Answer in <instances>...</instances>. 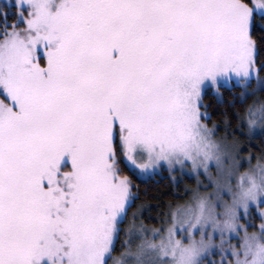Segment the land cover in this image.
Masks as SVG:
<instances>
[{
	"label": "snow or ice",
	"instance_id": "obj_1",
	"mask_svg": "<svg viewBox=\"0 0 264 264\" xmlns=\"http://www.w3.org/2000/svg\"><path fill=\"white\" fill-rule=\"evenodd\" d=\"M9 15L5 2L0 264H264V143L233 162L257 160L229 171L238 191L213 180L226 157L204 103L224 82L239 83L241 102L264 91V0H12ZM245 124L264 133V97ZM158 168L208 184L186 191L166 229L136 225L133 212L115 255L138 198L125 169Z\"/></svg>",
	"mask_w": 264,
	"mask_h": 264
},
{
	"label": "trees",
	"instance_id": "obj_2",
	"mask_svg": "<svg viewBox=\"0 0 264 264\" xmlns=\"http://www.w3.org/2000/svg\"><path fill=\"white\" fill-rule=\"evenodd\" d=\"M9 19H15L14 16L9 15ZM254 35L259 38L264 35V31L261 30V24L257 22ZM221 94L206 93L204 96V103L208 105L206 109L210 113V119L207 120L209 125H218V131L223 133L226 129L236 132V136L241 142L244 143L243 150L246 153L255 152L257 155L260 153V147L264 143V133L256 135L252 138H248L245 134L240 133L241 116L246 112L248 105L252 101V96L249 95L247 100L241 102L240 93L243 88L239 85H235L232 88L221 87ZM261 96L264 97V91H261ZM255 101V100H253ZM252 101V102H253ZM239 129V130H237ZM125 174L129 175L135 187L134 192L138 193V198L129 209L128 219L121 224V231L119 233V239L116 243V252L121 249L123 239V227L126 222L129 221L131 214L138 208L142 209V213L147 217L146 222L158 225L159 221L163 218L167 209L171 203H175L177 198L182 197L177 193H181L182 184H174L168 177H148L146 179L138 177L137 174L128 172L125 169ZM190 185L194 184V179H189ZM187 197V196H183Z\"/></svg>",
	"mask_w": 264,
	"mask_h": 264
},
{
	"label": "rangeland",
	"instance_id": "obj_3",
	"mask_svg": "<svg viewBox=\"0 0 264 264\" xmlns=\"http://www.w3.org/2000/svg\"><path fill=\"white\" fill-rule=\"evenodd\" d=\"M7 2L8 5H9V12L11 13L12 11V0H0V6H3V4ZM258 23L260 24V22L258 21ZM255 83V82H253ZM235 85H239L238 82H224L222 84V87H229V88H232L233 86ZM240 86V85H239ZM221 91V90H220ZM207 93H215V94H218L216 92L215 89H208L207 90ZM252 96V101L253 100H257L258 98L262 97L261 96V92L259 93H256L255 95H251ZM250 104H252L253 101ZM249 104V105H250ZM246 113V112H245ZM245 115V114H244ZM206 123L208 124V122L206 121ZM213 126H218L216 124H213V125H209L208 124V127L211 128ZM240 133H243L245 134L248 138H252L256 135H259V134H262L261 132L257 131L255 133H253L251 136H249L247 134V127H246V124L243 125V127H240ZM211 139L213 141H215L217 144H219L221 146V151L224 153V156L226 157V159H222V166L221 168H210L209 169V172L211 173L212 175V179L213 180H217L221 183V185H224V186H227V185H231V188H232V191L235 192V191H238V187H237V179L233 178V179H229V176H228V173L229 171H231L235 177H239L241 174L245 173V172H250V171H253L255 169V165L257 164V160L256 159H253L251 161V164H247V162H245L244 166L241 167V168H235L234 167V164L233 162L234 161H238L239 160V157H242V156H247L249 153H246L244 150H243V147H244V143L241 142L239 140V138L236 136V132L234 131H231V130H228L226 129L225 132L221 133L218 131V127H217V131L215 133V135H213L211 137ZM241 145L242 147V152H239V155H237L238 153V149H239V146ZM138 177L140 178H143V179H146L148 177H154V176H160V177H168L174 184H182V192L181 193H177L178 195H181L182 197L180 198H177V201L175 203H171V205L169 206V208L167 209L166 213L164 214L163 218L161 219V221H159V224L158 225H155V224H151V223H148L146 222V219L147 217H145V214L142 213V209H136L134 212L137 213L136 217H135V223L136 225H140L141 223L145 224L146 227H148L149 229L151 228H156V229H159L161 227H164L165 229L167 227H169L171 225V220L167 218L168 216V213L170 211H174L176 206L177 205H183V204H186L188 202L191 201V193H189L188 195H186V191L188 189H195L197 187V181H202L204 184H208V179L201 175L200 177L196 178L195 176L193 175H189V174H186L184 172H180V171H177L175 173H172L170 171H168L166 168H163V169H156L155 171H152V170H149L148 172H144V173H137ZM194 179V184L193 185H190V181L189 179ZM134 188V187H133ZM201 192H204V191H212V192H215L216 189L215 188H207V189H204V188H201L200 189ZM183 196H187V197H184ZM216 197L214 196L213 197V200H215ZM232 203V196L230 194H227V195H223L221 198H220V204L221 206L217 209V211L223 213V211L225 210L226 207L230 206ZM129 221L126 222V225L123 227V230H122V233H123V239H122V243L123 241L126 239L125 237V231L126 229L128 228V226L131 224L132 220H133V216L131 214V216L129 217ZM245 223H247V221H244ZM243 223V222H241ZM253 223L255 225H259L261 223V220L258 218V217H254L253 219ZM122 227V225H120V228ZM258 229L255 228V227H250L248 229L249 233H253V232H256ZM163 235V233H162ZM241 235H243V233H241ZM147 239H151V232L148 233ZM178 239H181L182 237H177ZM159 239V238H157ZM117 243V241H116ZM141 243V239H135L134 241V244H133V248L135 249V247L137 245H139ZM185 243H187V241H185ZM232 243H235V241H233ZM122 249H120L121 251ZM119 252L115 253V255H119ZM151 255V254H150ZM145 264H148L147 262V259L145 261Z\"/></svg>",
	"mask_w": 264,
	"mask_h": 264
}]
</instances>
